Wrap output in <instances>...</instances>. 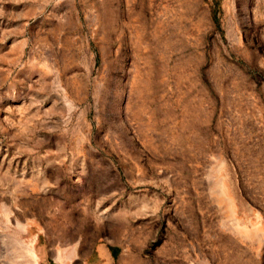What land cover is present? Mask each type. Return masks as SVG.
<instances>
[{
  "label": "rangeland",
  "instance_id": "rangeland-1",
  "mask_svg": "<svg viewBox=\"0 0 264 264\" xmlns=\"http://www.w3.org/2000/svg\"><path fill=\"white\" fill-rule=\"evenodd\" d=\"M110 263L264 264V0H0V264Z\"/></svg>",
  "mask_w": 264,
  "mask_h": 264
},
{
  "label": "crops",
  "instance_id": "crops-1",
  "mask_svg": "<svg viewBox=\"0 0 264 264\" xmlns=\"http://www.w3.org/2000/svg\"><path fill=\"white\" fill-rule=\"evenodd\" d=\"M102 251L105 253V255L107 256L108 254V250H107V247L103 246L101 247ZM111 264V263H110Z\"/></svg>",
  "mask_w": 264,
  "mask_h": 264
}]
</instances>
